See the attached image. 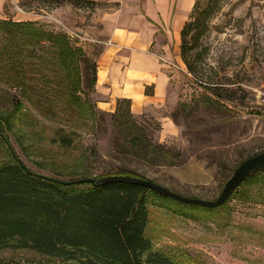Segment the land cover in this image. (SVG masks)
<instances>
[{
	"label": "rangeland",
	"instance_id": "1",
	"mask_svg": "<svg viewBox=\"0 0 264 264\" xmlns=\"http://www.w3.org/2000/svg\"><path fill=\"white\" fill-rule=\"evenodd\" d=\"M108 2L4 0L0 15L35 20L75 36L71 38L85 46L83 36L99 27L97 19L110 9ZM191 35L185 52L178 46V59L176 53L167 60L162 57L172 76L165 106L135 114L153 138L182 152L181 163L157 165L136 156L128 144L126 149L116 147L122 139L110 114L100 123L75 129L72 144L63 145L59 129L70 130L66 113L44 115L25 99L16 110L20 91L5 83L0 70V110L14 114L9 135L21 160L37 173L63 180L129 169L185 196L216 199L235 169L264 151V116L252 113L264 110V0H222L206 33ZM94 62L92 55L81 61L78 94L112 113L115 110L98 104L101 96L91 86ZM216 86L222 90L215 91ZM64 104L60 99L57 106ZM165 115L179 128L167 140L160 121ZM14 133L25 136L24 146ZM260 176L240 185L229 202L213 212L150 193L147 235L154 247L178 264H264V173ZM0 264L75 263L32 250L6 249L0 252Z\"/></svg>",
	"mask_w": 264,
	"mask_h": 264
},
{
	"label": "trees",
	"instance_id": "2",
	"mask_svg": "<svg viewBox=\"0 0 264 264\" xmlns=\"http://www.w3.org/2000/svg\"><path fill=\"white\" fill-rule=\"evenodd\" d=\"M221 1L195 0L181 31V52L187 50L190 33L195 38L206 33ZM0 42L4 81L20 91L15 109L19 110L25 99L44 115L65 112L70 130L59 129L63 145L72 144L75 129L98 120L100 123L110 114L122 139L116 147L126 149L128 144L136 156L157 165L175 166L182 162L179 149L157 141L148 126L139 122L130 99H120L115 111L109 113L78 94L82 88L80 63L88 60V54L68 34L47 29L35 20L0 18ZM92 69L90 82L94 89L96 62ZM216 87L215 91L222 90ZM60 99L65 101L62 107L57 106ZM252 113L264 116V110ZM12 118L13 113L0 110V252L26 249L75 264H178L173 256L156 249L147 235L149 195L157 192L134 183H100L108 175L94 176L95 182L63 185L33 170L27 171L10 146ZM14 134L24 146L25 136ZM262 173L264 169L242 184L255 177L261 179ZM112 174L148 179L129 169ZM230 198L216 208L176 202L189 209L213 212L224 207Z\"/></svg>",
	"mask_w": 264,
	"mask_h": 264
},
{
	"label": "crops",
	"instance_id": "3",
	"mask_svg": "<svg viewBox=\"0 0 264 264\" xmlns=\"http://www.w3.org/2000/svg\"><path fill=\"white\" fill-rule=\"evenodd\" d=\"M98 17L99 27L83 36V46L97 63L95 93L99 105L115 110L120 99H130L134 114L162 109L169 98L171 78L166 60L177 59L181 31L195 0H108ZM0 0V14L4 10ZM0 18H3L0 15ZM175 45V46H174ZM95 50H98L94 53ZM163 138L173 137L178 125L161 118Z\"/></svg>",
	"mask_w": 264,
	"mask_h": 264
},
{
	"label": "water",
	"instance_id": "4",
	"mask_svg": "<svg viewBox=\"0 0 264 264\" xmlns=\"http://www.w3.org/2000/svg\"><path fill=\"white\" fill-rule=\"evenodd\" d=\"M10 146L13 149V146L11 145V143H10ZM23 166L25 169H27V171L29 172L32 171L25 164H23ZM263 169H264V151L244 160L235 169L233 175L226 182L220 195L214 200H208V199H203L199 197H188L181 193L173 191L150 179L127 175V174H112V175L104 176L99 181L100 183H103V184L111 183V182L140 184V185L150 188L151 190H154L155 192H157L158 194L162 196L173 198L185 204L216 208L224 204L235 193L236 189L248 177H250L252 174H255ZM37 174L40 176H44L50 180H53L57 183H61L63 185L83 184V183H90V182L96 181V179L93 177H82V178L72 179V180H63L60 178H55V177L44 175L41 173H37Z\"/></svg>",
	"mask_w": 264,
	"mask_h": 264
},
{
	"label": "built area",
	"instance_id": "5",
	"mask_svg": "<svg viewBox=\"0 0 264 264\" xmlns=\"http://www.w3.org/2000/svg\"><path fill=\"white\" fill-rule=\"evenodd\" d=\"M71 37H75V36H71Z\"/></svg>",
	"mask_w": 264,
	"mask_h": 264
}]
</instances>
